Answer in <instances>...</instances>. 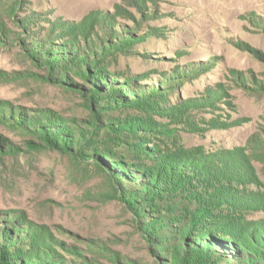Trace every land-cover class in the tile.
Listing matches in <instances>:
<instances>
[{
  "label": "rangeland",
  "instance_id": "rangeland-1",
  "mask_svg": "<svg viewBox=\"0 0 264 264\" xmlns=\"http://www.w3.org/2000/svg\"><path fill=\"white\" fill-rule=\"evenodd\" d=\"M98 166L185 237L264 236V0H0V264H160Z\"/></svg>",
  "mask_w": 264,
  "mask_h": 264
},
{
  "label": "trees",
  "instance_id": "trees-1",
  "mask_svg": "<svg viewBox=\"0 0 264 264\" xmlns=\"http://www.w3.org/2000/svg\"><path fill=\"white\" fill-rule=\"evenodd\" d=\"M90 96L92 97L91 94ZM41 126H39V124L37 125V128L31 126L28 130L34 131L40 138L43 134V130L48 131V135L51 138V145L59 149L77 146L79 138L82 137V134L78 131L76 133V139L73 140L70 139V136L61 129H43ZM40 133L42 134L40 135ZM85 142L88 143L87 141ZM98 167L100 170L105 171L102 167ZM109 174L118 192L119 189L117 185L119 184V181L111 173ZM171 184L172 182L167 180L155 184L148 183L147 186L143 187L148 188L154 186L155 189L158 190L162 189V187H168ZM120 189L122 191V195L118 192L119 198L122 200L123 197L129 205H133L138 212H140H136L138 217L141 218L143 215L147 216L141 218V226L150 241L153 243V246L158 249L156 250V254L160 257V264H264V236L256 235L253 237L252 241H241L239 243L240 245L227 242L220 236H216L214 232H208L207 234L197 238L185 237L184 233L188 232L187 229H184L181 226L177 229L173 228L172 225L167 226L163 223V221L158 222V219H155L153 216H149L146 213L141 205V196L144 195V190H138L137 194L135 191H132V193L128 192L125 190V187H120ZM156 213L160 215V211H157ZM145 220H149V222H145ZM165 232L169 233L168 238H164ZM221 232H224V230ZM101 249L102 248L99 247L97 252L105 258L114 261L120 259V257L114 258L108 253H104V250ZM162 251L167 252V255H163L161 253ZM78 264L105 263L99 261L98 259H94L89 263L79 262Z\"/></svg>",
  "mask_w": 264,
  "mask_h": 264
},
{
  "label": "water",
  "instance_id": "water-1",
  "mask_svg": "<svg viewBox=\"0 0 264 264\" xmlns=\"http://www.w3.org/2000/svg\"><path fill=\"white\" fill-rule=\"evenodd\" d=\"M105 172V171H104ZM106 173V175L110 178V180L113 182V180L111 179V176H110V174L109 173H107V172H105ZM114 183V182H113Z\"/></svg>",
  "mask_w": 264,
  "mask_h": 264
}]
</instances>
